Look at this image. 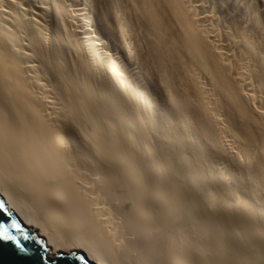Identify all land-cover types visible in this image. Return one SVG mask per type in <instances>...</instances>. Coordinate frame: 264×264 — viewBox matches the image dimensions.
<instances>
[{
    "label": "bare ground",
    "instance_id": "bare-ground-1",
    "mask_svg": "<svg viewBox=\"0 0 264 264\" xmlns=\"http://www.w3.org/2000/svg\"><path fill=\"white\" fill-rule=\"evenodd\" d=\"M147 27L157 71L130 40ZM105 171L147 189L149 226L163 193L183 202L160 264H264V0H0L5 204L48 257L154 264L140 211L139 250L123 236Z\"/></svg>",
    "mask_w": 264,
    "mask_h": 264
},
{
    "label": "rangeland",
    "instance_id": "rangeland-1",
    "mask_svg": "<svg viewBox=\"0 0 264 264\" xmlns=\"http://www.w3.org/2000/svg\"><path fill=\"white\" fill-rule=\"evenodd\" d=\"M109 10L107 9V11H109ZM149 30L150 29L148 27L145 29V31H143V30L141 31L139 29L134 28V30L131 33V36H130L131 39L130 40H131V42H133V44L135 43L137 50L138 51L140 50L139 52L142 56V59H141L142 64H146V65L150 66L151 68H153V70L157 71L156 70L157 67L162 66L164 63V60L161 59L159 61V60H157L158 58L155 60L154 48H153V45L151 43V40H149L148 36H147L150 33ZM160 51L162 52V57L166 56V53H164V48L160 47ZM161 52H159V53L157 52L158 57L161 54ZM143 57H145V59ZM166 58H167V56H166ZM185 58H184V61H187V60H185ZM157 64H158V66H157ZM182 68H186L187 71H185V69H182ZM173 71H174V74L172 73L173 77L175 76V79L178 81L180 80L181 82H185V78L186 77L188 78V66L186 64L184 66H179L177 68L173 67ZM185 75H186V77H185ZM180 76H182L183 79ZM28 139H30V137H28ZM31 140H28V142L30 141L29 142L30 144L32 142H34L33 140L32 141ZM120 154L124 155L125 158H127V161H129V162L132 161L130 155L123 153V152H121ZM118 155H119L118 153L114 154V156H118ZM100 181H102L101 183H104L106 185V187H107V185H111L114 182V184H115V189H113L114 192H111L110 194L104 193L106 201L110 204L111 211L117 216V218L119 215H122V217L120 216V218H121L120 224L124 228V231H123L124 233L122 232V234H124L123 236L126 237V241H127V238H129L128 242L130 243V245L135 247L137 250H139V246L137 245L136 238H131V236H133L136 233V230L133 228V226L136 223L133 214H136V211H140L141 216L143 215V217L146 218L142 222L145 223V221H147L148 224L147 223L145 224L147 229H143V230H144V232L146 230V235L150 240V242L148 244V250L150 247V249H151L150 251L152 252L150 254H147V258L150 261V263L153 262L154 264H156V263L160 264L162 259H163L162 258V256H163V249H162L163 236L165 234V240L169 239L171 237L170 231H175V229L173 227L170 228L171 227L170 223H165L164 221H167L171 217H173V212H174L173 210L183 208V202L180 199H178L180 203L178 202V203H175L172 205V204H170V201H173V199H171L169 197V195L167 196L166 195L167 193H165V194L163 193V197L162 196L159 197L160 205L162 207V214H160L158 216V220L160 218L163 221V223L160 224L161 225L160 227L158 225V228H155V226H153L154 227L153 228L152 226H149V224L156 219V216H155V213H153V211L149 208V193H148L146 188H143V191L140 192L141 195L139 194L137 196V198H134L132 196L130 197V195L124 191V188H125L124 183L122 184V186L117 185L115 183V181H116L115 178H113V175L111 176L108 171H105V175H101ZM157 183L162 184L163 180L160 178L159 181H157ZM187 206L191 209H193V207H194L193 204L192 205H190V204L184 205V207H187ZM90 235L94 236L92 232H90ZM179 235H181V234H179ZM172 239L174 240V238H172ZM175 240L177 241V238ZM143 246L145 247V243ZM159 250H160V255H158ZM168 251H171V254H172L173 248L172 249L169 248ZM144 253H145V251H144Z\"/></svg>",
    "mask_w": 264,
    "mask_h": 264
},
{
    "label": "water",
    "instance_id": "water-1",
    "mask_svg": "<svg viewBox=\"0 0 264 264\" xmlns=\"http://www.w3.org/2000/svg\"><path fill=\"white\" fill-rule=\"evenodd\" d=\"M0 204L3 205V208H0V225L7 229L9 237H15L13 240L0 236V264H92L73 248H67L56 256L48 257L44 239L33 232L5 204L1 195ZM14 224L19 227H13Z\"/></svg>",
    "mask_w": 264,
    "mask_h": 264
},
{
    "label": "snow or ice",
    "instance_id": "snow-or-ice-1",
    "mask_svg": "<svg viewBox=\"0 0 264 264\" xmlns=\"http://www.w3.org/2000/svg\"><path fill=\"white\" fill-rule=\"evenodd\" d=\"M0 208H3V205L0 204ZM13 227H19V225L14 224ZM0 229H2V231H0V236H2L4 239H15V237H9L7 235V229L3 227V225H0ZM25 239H27V237H25Z\"/></svg>",
    "mask_w": 264,
    "mask_h": 264
}]
</instances>
